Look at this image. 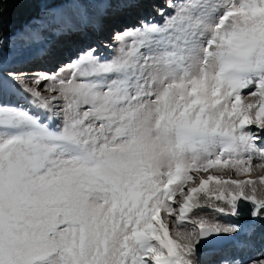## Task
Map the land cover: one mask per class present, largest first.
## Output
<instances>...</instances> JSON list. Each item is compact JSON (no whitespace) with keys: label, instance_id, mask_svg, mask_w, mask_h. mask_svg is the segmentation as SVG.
I'll return each instance as SVG.
<instances>
[{"label":"snow or ice","instance_id":"obj_1","mask_svg":"<svg viewBox=\"0 0 264 264\" xmlns=\"http://www.w3.org/2000/svg\"><path fill=\"white\" fill-rule=\"evenodd\" d=\"M36 3L44 68L0 36V264H264V0H168L68 50L141 0ZM201 196L234 222L193 221Z\"/></svg>","mask_w":264,"mask_h":264},{"label":"rangeland","instance_id":"obj_2","mask_svg":"<svg viewBox=\"0 0 264 264\" xmlns=\"http://www.w3.org/2000/svg\"><path fill=\"white\" fill-rule=\"evenodd\" d=\"M142 2H145V0L144 1L141 0V4H142ZM167 3H168V0H161V2L157 3L156 5H152L153 7H150L152 9L146 8L145 9L144 18L151 19V20H153V21H155L157 23H163L164 16H161L159 14V10L163 9L165 15H169L172 12V9H170V8L167 7ZM148 9H149V12L151 11V13H147L148 12L147 11ZM125 10L126 11L127 10L131 11L130 8H125ZM132 13H135V11H133ZM115 16H117V15H115ZM108 18L110 20H112L110 16H108ZM140 19H143V17H140V16L134 17L131 20V23L130 24L135 23V22H138ZM36 22L37 21H35L34 20V17H33V18H31L27 22L26 26L28 27L29 25H33ZM127 24H129V23H127ZM118 25H120V24H118ZM124 25L125 24L120 25L121 26L120 28H122ZM6 37L8 38V43H7V46L4 48V51L8 53V55H7V67L9 69H19V70H23V71H28L29 69L23 67L25 65L22 66V64H21L22 62L16 56L17 53H20V52H23V51L29 52V50L31 49L29 47H25L24 46V45L27 44L26 43V39H23L25 37V35L23 37L22 36L20 37V35L18 34V32H15L13 35L6 36ZM78 40H79L78 38H75V42H77ZM103 40H104V42H101L100 45H103V44H106V43H112V40H111V31H110L109 34H107V38L106 39H103ZM66 42L67 41H63L60 44L59 47L62 48V49H64V50H68L70 48H73V47L77 46V44L76 45H74V44L67 45ZM71 43H73V42H71ZM87 44H91V43H89V42H82V44H80V45H87ZM92 45H94V44H92ZM33 46H32V48H33ZM104 52H105L106 55H109V56L112 54L108 49H104ZM34 59L35 58H33L31 61H33ZM29 66H30L29 68H32L31 70L33 72L40 71L38 69H34L35 67H39V66L38 65H35V63H33V62H31ZM254 91H256V88L255 87H252V86H250L247 89L242 90L241 96H242V100H243L244 103L255 102V100L258 99V97H252V96L249 95L250 92H254ZM257 162H258L257 160H254L253 161L254 164L257 163ZM210 173L213 174V175H221L222 174V173L216 172L215 170H210ZM208 174L209 173H201V175L203 177H207ZM255 174H257L258 176L259 175H264V169H260V170L254 171L252 173V176H254ZM223 175L225 176V178H227V176L228 175H231V173L225 172V173H223ZM232 178H234V179L235 178L243 179V177H236L234 175H232ZM252 178H254V177H252ZM197 181H196V183H197ZM257 198L258 199H264V185H258ZM177 199L179 200V194L177 196ZM201 201H202V203H205L208 206L194 210L191 213V218H192L193 221H197L199 218H202L203 217V218H206L209 221H213V222H215V221H219L220 223L234 222L235 218L228 217V216H223V215H221V214H219V213L214 212V211L211 210V206L212 205H215V204H219L220 206H224L221 202H217V201H210V202L209 201H205L203 199V196H201ZM243 222H246V221H242V223ZM170 228H171V225H170ZM190 229H191V224H185L181 230L187 231V230H190ZM258 236H259V233L257 234V238H258ZM227 238L228 237H226V236L219 237L215 241V243L213 245V248H215V250H216L217 249L216 247L220 246L221 244H224L226 242ZM227 245L223 248V250L217 251L218 252L217 255L216 256H213L212 259H218L219 258V255H223L225 253H228V252L232 251L233 241L230 240ZM207 259H208L207 254L202 257V260L207 261Z\"/></svg>","mask_w":264,"mask_h":264},{"label":"trees","instance_id":"obj_3","mask_svg":"<svg viewBox=\"0 0 264 264\" xmlns=\"http://www.w3.org/2000/svg\"><path fill=\"white\" fill-rule=\"evenodd\" d=\"M36 0H0V36H8L36 15Z\"/></svg>","mask_w":264,"mask_h":264},{"label":"bare ground","instance_id":"obj_4","mask_svg":"<svg viewBox=\"0 0 264 264\" xmlns=\"http://www.w3.org/2000/svg\"><path fill=\"white\" fill-rule=\"evenodd\" d=\"M151 1H153V0H151ZM142 6H144L143 5V2H142V4H141V7ZM141 7H129L130 8V10L133 12V11H135V13H134V15H136L138 12H139V10H140V8ZM151 9V8H150ZM123 10V12H126V10L125 9H122ZM148 12L147 13H151V11L149 12V9L147 10ZM145 14V13H144ZM118 17H119V19H121V20H124L123 22H124V24H127V23H131V20H132V17L128 14V15H126V16H123L122 14H120V15H117ZM121 17H124L123 19L121 18ZM117 18V17H116ZM118 19V18H117ZM106 20V22L109 20V22L111 21L108 17L105 19ZM36 23H38V22H36ZM120 25H122V23H119ZM30 26L31 25H29L28 27H27V29L25 30V37H28L29 39H26V45H24L25 47H29V48H31L32 49V46L35 44L33 41H32V39L27 35V33L29 32V30H30ZM115 26V25H114ZM119 25H117V27H118ZM82 36H80V38H81ZM107 37V36H106ZM70 38H73V37H70ZM70 38H64L61 42L59 41L58 42V46H60V44L63 42V41H69L68 39H70ZM80 38H78V39H80ZM83 40H86V39H83L82 38V41ZM22 41V40H21ZM70 42H73V44L74 43H76L75 42V38H73V39H71V41ZM100 42H104V40L103 39H101V41ZM38 44V43H37ZM74 45H76V44H74ZM33 58H35L33 61H31V62H33V63H35V65H38L39 67H41L40 66V64H42V63H45V61L42 59V60H39L37 57H33ZM30 62V63H31ZM30 63H21L22 65H25L26 67H30L29 65H30ZM43 67V66H42ZM258 175L257 174H255L254 176H252V177H254V178H256ZM205 179L207 178V177H204ZM199 181H197V183H198ZM243 223H247V222H243ZM226 254V253H225Z\"/></svg>","mask_w":264,"mask_h":264}]
</instances>
